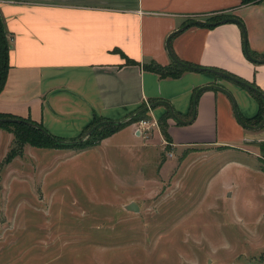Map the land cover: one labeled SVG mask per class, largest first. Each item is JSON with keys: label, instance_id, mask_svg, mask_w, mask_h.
<instances>
[{"label": "crops", "instance_id": "0c3cea01", "mask_svg": "<svg viewBox=\"0 0 264 264\" xmlns=\"http://www.w3.org/2000/svg\"><path fill=\"white\" fill-rule=\"evenodd\" d=\"M0 14L10 38L0 114L39 123L62 139L81 136L94 119L127 121L142 111L151 122L167 124L169 141L158 126L134 122L80 154H101L128 171L133 162H156L166 142L245 154L264 145V126L245 128L236 118L259 112L247 86L204 70L160 77L145 67L173 66L166 39L174 32L169 50L180 61L230 73L264 95V62L245 55L238 23H218L239 19L248 51L262 56L264 0H0ZM10 134L0 128V146Z\"/></svg>", "mask_w": 264, "mask_h": 264}, {"label": "rangeland", "instance_id": "374dc122", "mask_svg": "<svg viewBox=\"0 0 264 264\" xmlns=\"http://www.w3.org/2000/svg\"><path fill=\"white\" fill-rule=\"evenodd\" d=\"M1 129L0 264H264V146L166 142L126 171Z\"/></svg>", "mask_w": 264, "mask_h": 264}, {"label": "trees", "instance_id": "16d2710c", "mask_svg": "<svg viewBox=\"0 0 264 264\" xmlns=\"http://www.w3.org/2000/svg\"><path fill=\"white\" fill-rule=\"evenodd\" d=\"M241 3L246 4V3H253V2H258L261 0H240ZM219 18V17H218ZM217 19V18H216ZM215 20V18L213 19ZM9 35L6 32V29L4 27V23H3V19L2 16L0 14V90L3 87V84L5 82V78H6V73H7V69H8V46H9ZM245 53V51H244ZM249 55L255 59H260V58H264V55L259 56L253 53H250L248 51ZM246 55V54H245ZM247 56V55H246ZM173 57L177 60H179L178 58H176L174 55ZM248 58V56H247ZM249 59V58H248ZM180 61V60H179ZM183 62V61H181ZM188 66H194L192 64L183 62ZM145 67L150 68L154 71H156L160 77H176L178 75H180L179 71H182L183 69H189L188 67H183V66H178L177 63H174L173 66H160L157 65L155 63H150V64H146ZM197 67V66H195ZM204 68V67H203ZM220 71V70H219ZM223 73H225L227 75V77L231 78V79H237L241 82H244L247 86V88L249 89V91L251 92V94H253V96H255V98L259 101L260 103V109L258 114L250 119H245L240 117L241 121L247 125V126H257L264 115V95L263 93L260 91V89L253 85V84H249L247 82H245L244 80L230 74L227 73L225 71H221ZM144 112H139L135 115L132 116V118H130L129 120H125V121H118V122H113V121H109L106 122L102 125H100L99 127H97L88 137L87 139H85L84 141H81L78 138H81V136L74 138V139H62L59 137H55L53 135H51L46 129L43 128V126L39 123H35L33 121L30 120H26L29 122H32L36 125H38L39 127H41L42 129H44L49 135H45L44 133H42L40 130H38L37 128L28 125L24 122H8V121H4L2 119L4 118H15V117H11L9 115H3L0 114V128H5V129H13L14 130V138H15V142H18V146L22 147L25 143L29 144L31 146H35V147H41V148H66V147H71V146H79L78 148L83 149L84 147H91L93 144L95 145L100 139H102L103 137L119 130L120 128L126 126L127 124L130 123H134L139 121L140 119L144 118ZM21 119V118H19ZM104 121L102 119H94L92 125L89 127V129L101 122ZM158 125L160 127L161 133L164 135L165 139L167 141H169V136L166 132V122L165 120H163L162 122L158 121ZM245 128H247L246 126H244ZM87 129V131L89 130ZM86 133V132H85ZM53 137V139L51 138ZM264 146V145H263ZM13 157L12 152H10L7 156L6 161H10Z\"/></svg>", "mask_w": 264, "mask_h": 264}, {"label": "water", "instance_id": "95a60500", "mask_svg": "<svg viewBox=\"0 0 264 264\" xmlns=\"http://www.w3.org/2000/svg\"><path fill=\"white\" fill-rule=\"evenodd\" d=\"M224 22H236V23H238V24L241 26L242 31H243V43H244V51H245V54H246V55L248 56V58H249L251 61H253V62H264V60L255 59V58H253V57H251V56L249 55V53H248V49H247V40H246L245 29H244V26H243L242 22H241L239 19L234 18V17H233V18H231V17H226V18L221 19V20L218 21V23H224ZM193 23H194V24H203V25H204V24H209V23L204 22V21H201V20H195V21H193ZM185 26H186V25H185ZM185 26L181 27L179 30L185 28ZM175 32H176V31H175ZM173 34H174V32L171 33V34H169V36L167 37V39H166V47H167V51H168L170 57L172 58V60H173L175 63H177L178 65L183 66V67H188L189 69H192V70H197V71H202V70H204V71L212 72V73L217 74V75L222 76V77H227V75H226L225 73H223V72H221V71H218V70H216V69L203 68V67H195V66H188V65H186L185 63H183V62H181V61L175 59V58L173 57V55L171 54L170 50H169V44H168L169 39H170V37H171ZM228 78H229V77H228ZM233 80H234L235 82H238V83H240V84L246 86V84H245L244 82H241V81H239V80H237V79H233ZM197 94H198V91L196 92L195 98H196ZM194 113H195V110H194ZM172 115H173V117H175V115H174L173 112H172ZM193 116H194V115H193ZM175 118H176V117H175ZM236 118H237V120L239 121V123H240L242 126H246V127L249 128V129L257 130V129H260V128H262V127L264 126V115H263V118H262L261 122H260L257 126H247V125H245V124L241 121V119L239 118V116H238L237 113H236ZM176 119H177V118H176ZM2 120H4V121H8V122H24V123H26V124H28V125H31V126L37 128L38 130H40V131H41L42 133H44L45 135H49L44 129H42V128L39 127L38 125H36V124H34V123H32V122H29V121L23 120V119H19V118H4V119H2ZM177 121H178V122H181L179 119H177ZM106 122H109V121H105V120H104V121H101V122H99V123L93 125V126L87 131L86 136H89V135H90V134H91V133L97 128V127H99L100 125H102V124H104V123H106ZM113 122H114V121H113ZM115 122H118V121H115ZM51 138L53 139V137H51ZM126 209H127V210H131V211L136 212V211H138V206H137L136 203H134V202H130V203H128V204L126 205Z\"/></svg>", "mask_w": 264, "mask_h": 264}, {"label": "built area", "instance_id": "2783aa9c", "mask_svg": "<svg viewBox=\"0 0 264 264\" xmlns=\"http://www.w3.org/2000/svg\"><path fill=\"white\" fill-rule=\"evenodd\" d=\"M139 124V126H158V122L157 121H152V122H148L147 120H140L139 122H137Z\"/></svg>", "mask_w": 264, "mask_h": 264}]
</instances>
